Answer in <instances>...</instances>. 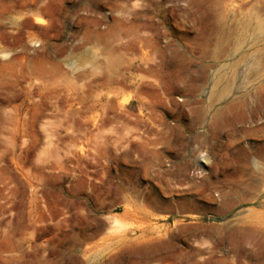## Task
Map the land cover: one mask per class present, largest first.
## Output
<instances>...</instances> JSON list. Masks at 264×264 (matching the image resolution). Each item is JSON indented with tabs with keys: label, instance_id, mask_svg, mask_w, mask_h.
<instances>
[{
	"label": "rangeland",
	"instance_id": "374dc122",
	"mask_svg": "<svg viewBox=\"0 0 264 264\" xmlns=\"http://www.w3.org/2000/svg\"><path fill=\"white\" fill-rule=\"evenodd\" d=\"M183 69L209 74L198 92L208 113L263 107L264 0H0V264H264V112L218 165L247 174L214 173L211 198L166 193L137 211L121 199L119 181L134 185L122 81ZM184 153L176 184L213 174L208 143Z\"/></svg>",
	"mask_w": 264,
	"mask_h": 264
},
{
	"label": "bare ground",
	"instance_id": "6f19581e",
	"mask_svg": "<svg viewBox=\"0 0 264 264\" xmlns=\"http://www.w3.org/2000/svg\"><path fill=\"white\" fill-rule=\"evenodd\" d=\"M134 76L136 78L149 76L154 78L153 80H139L134 83H130L127 78H124L119 89V95L122 97L119 103L121 118L127 121V115H134L133 126L128 127L127 124H124L123 128L126 132L124 136L122 135L134 153L131 165L134 185L128 188L122 180L118 183V190L122 193L121 199L128 207L137 211L142 201L155 199L166 193L167 195H201L211 198L212 187H207L206 184L211 180L214 173L216 177L221 172L230 176L236 174L238 170H241L244 175L247 174L246 166L239 169L236 166L228 167L225 165L220 167L218 165L224 164L225 154H222L224 150L230 155L240 145V138L236 136L245 126L254 122L259 116L262 118L264 106H261V101L233 100L227 102L222 110L215 111L216 113H208L201 107L202 104H200L201 101L198 97V92L209 77L207 71L196 69L142 70L134 73ZM144 85L154 88V95L157 98L139 94L138 88ZM178 91L184 97L180 101L175 99V93ZM134 97L140 102L138 113H131L127 108ZM108 103L107 121L111 124L113 121L111 116L112 97ZM167 115L173 116V122L168 121ZM199 126L204 127V129L200 130ZM224 139L227 141L224 142ZM197 141L208 143L214 153L213 174L204 175L202 179L195 180L188 185L176 184L174 178L184 176L186 169L190 166L184 149ZM108 151L109 158L113 157V150L110 145ZM111 169L110 161L108 164L109 172ZM111 178L113 179V176ZM247 179L249 180V177L241 180L240 184L248 185ZM144 182L148 184L144 185ZM230 188L231 183L224 185L219 190L221 196L227 197ZM130 220L132 221V219ZM128 223L123 224L124 228L133 227ZM152 227L160 230V226L157 224H153ZM123 231L125 232V230Z\"/></svg>",
	"mask_w": 264,
	"mask_h": 264
}]
</instances>
